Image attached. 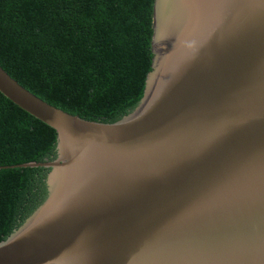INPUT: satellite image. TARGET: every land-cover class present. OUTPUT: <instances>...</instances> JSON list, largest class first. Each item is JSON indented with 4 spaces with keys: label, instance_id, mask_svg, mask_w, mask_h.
Segmentation results:
<instances>
[{
    "label": "water",
    "instance_id": "95a60500",
    "mask_svg": "<svg viewBox=\"0 0 264 264\" xmlns=\"http://www.w3.org/2000/svg\"><path fill=\"white\" fill-rule=\"evenodd\" d=\"M144 96L113 124L0 93L57 133L0 264H264V0H155Z\"/></svg>",
    "mask_w": 264,
    "mask_h": 264
},
{
    "label": "trees",
    "instance_id": "16d2710c",
    "mask_svg": "<svg viewBox=\"0 0 264 264\" xmlns=\"http://www.w3.org/2000/svg\"><path fill=\"white\" fill-rule=\"evenodd\" d=\"M155 0H0V66L43 101L113 124L152 71ZM56 131L0 93V167L52 162ZM50 169L0 168V243L45 201Z\"/></svg>",
    "mask_w": 264,
    "mask_h": 264
}]
</instances>
